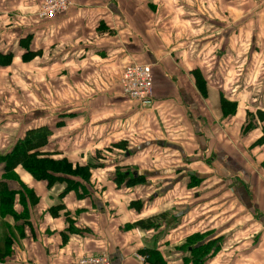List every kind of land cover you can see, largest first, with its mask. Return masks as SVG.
I'll return each mask as SVG.
<instances>
[{
  "label": "crops",
  "instance_id": "obj_1",
  "mask_svg": "<svg viewBox=\"0 0 264 264\" xmlns=\"http://www.w3.org/2000/svg\"><path fill=\"white\" fill-rule=\"evenodd\" d=\"M43 1L0 0V264H264V0H70L39 21ZM130 63L151 67L148 119L120 92ZM155 110L177 118L184 141L145 140L184 163L89 152L120 128L132 139L152 129ZM24 142L87 178L48 185L10 167ZM117 167L148 181L119 187ZM207 243L197 260L192 247Z\"/></svg>",
  "mask_w": 264,
  "mask_h": 264
},
{
  "label": "rangeland",
  "instance_id": "obj_2",
  "mask_svg": "<svg viewBox=\"0 0 264 264\" xmlns=\"http://www.w3.org/2000/svg\"><path fill=\"white\" fill-rule=\"evenodd\" d=\"M128 64H126L125 66H127ZM124 66V67H125ZM123 67V68H124ZM110 73H112L110 71ZM93 76V75H92ZM102 86H100V93L101 94H105V88H110L111 85L114 84V79H110L108 78V84L105 83L104 80ZM89 82V81H88ZM110 84V85H109ZM58 85H61V81L58 82ZM105 98V97H103ZM129 101V100H128ZM133 103V102H132ZM130 106H133L132 104H130V102H126L124 105V108L121 106L120 107V112H119V118H121L122 116H125L126 114H130ZM138 109L136 107L137 110L139 111H143L144 115H146L147 119L149 117L148 112H151L154 107L156 105L152 104L150 106H143V105H139L138 104ZM136 110V111H137ZM170 115H167L166 120H162V116H160V111L155 110L154 112L151 113V126L152 129L149 128H145L147 129V132H145L142 128H136L134 130L135 135L134 138H130V130H126L123 128H120V130H117V133H119V137H118V142L114 143V144H110V146L108 147H104L102 149H94L91 150L89 152H98L103 153L106 150H108V152H114L116 153V155L118 156V161H122V162H126V158H128V160H130V157L134 160L133 157H136L137 162H139L138 164L140 165V167L142 168H149L152 167L153 165L157 164L156 166L159 168V166L169 169L171 166H175V164H179L184 163V160L178 157V154L175 153V151L171 148H168L166 146H157L154 142V144H148L145 140V138L148 139H155V138H159L160 140L165 141L167 144L169 145H173V143H175V135L176 133L179 132V136L177 137V140L180 142L184 141V136H182V129L178 128L177 126V118L172 114L170 117ZM159 117L161 119H159ZM166 126H164L162 123ZM137 126V125H136ZM112 147V148H110ZM104 154V153H103ZM111 154V153H110ZM151 157H148V156ZM161 156V157H159ZM155 158H159L160 160H156ZM163 159V160H162ZM150 160V161H148ZM159 163V164H158ZM150 165V166H149ZM125 171L127 173H130V167L129 170L125 169ZM143 179V178H142ZM153 179V178H152ZM169 180H171L170 178H166L165 182H167V184H169ZM143 182L139 185H144V181H148V179H144L142 180ZM123 181L120 182V184H122ZM185 196V193L183 194H179L178 196Z\"/></svg>",
  "mask_w": 264,
  "mask_h": 264
},
{
  "label": "trees",
  "instance_id": "obj_3",
  "mask_svg": "<svg viewBox=\"0 0 264 264\" xmlns=\"http://www.w3.org/2000/svg\"><path fill=\"white\" fill-rule=\"evenodd\" d=\"M43 145H45V143L33 145L24 142L22 144H17L9 153L10 158L8 160L9 162L7 161V163H9L10 167H13L18 163H22V166L35 179L45 181L48 185H51L56 181H64V179L65 182L70 185L71 180H74V177L87 178L89 174L87 167L78 165L74 166L66 158L55 160L50 155H47V153L40 155L38 154V151L31 154L29 153L33 147L36 149L37 147H42ZM27 153L30 155H27ZM121 168L122 167H117L114 172V182L117 184V186L130 188L143 182L142 177L130 176V173H127L125 169L121 170ZM121 181H123L122 184H120ZM135 226L142 229L147 228L149 226V222H137ZM196 246H193L192 249L196 252V258L198 257L197 260H204L208 255L207 250H209L213 244L207 243L199 244L197 247Z\"/></svg>",
  "mask_w": 264,
  "mask_h": 264
},
{
  "label": "built area",
  "instance_id": "obj_4",
  "mask_svg": "<svg viewBox=\"0 0 264 264\" xmlns=\"http://www.w3.org/2000/svg\"><path fill=\"white\" fill-rule=\"evenodd\" d=\"M72 3L70 0H44L38 8L36 19L39 21L53 20L65 15ZM153 75L149 65L130 63L125 66L119 77L121 95L129 101L143 106L152 105ZM71 264H110L105 254L82 257Z\"/></svg>",
  "mask_w": 264,
  "mask_h": 264
}]
</instances>
